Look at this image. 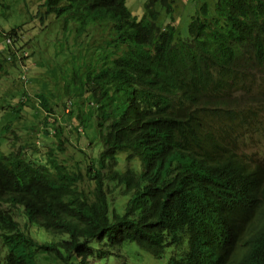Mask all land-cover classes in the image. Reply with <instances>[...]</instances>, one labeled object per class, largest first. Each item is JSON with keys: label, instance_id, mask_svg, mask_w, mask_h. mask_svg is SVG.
<instances>
[{"label": "trees", "instance_id": "trees-1", "mask_svg": "<svg viewBox=\"0 0 264 264\" xmlns=\"http://www.w3.org/2000/svg\"><path fill=\"white\" fill-rule=\"evenodd\" d=\"M180 2L145 0L138 18L125 0H44L3 30L2 61L21 69L23 35L47 27L35 20L94 45L69 81L96 105L93 123L76 119L95 125L100 147L84 173L57 159L59 132H43L58 140L47 158L4 153L24 102L11 106L0 122V264H134L131 244L166 264H264V165L231 140L255 118L240 103L264 93V0H192L185 38ZM38 101L47 127L50 100Z\"/></svg>", "mask_w": 264, "mask_h": 264}, {"label": "rangeland", "instance_id": "rangeland-1", "mask_svg": "<svg viewBox=\"0 0 264 264\" xmlns=\"http://www.w3.org/2000/svg\"><path fill=\"white\" fill-rule=\"evenodd\" d=\"M1 1L4 6L0 5V41H2L0 46H3L5 39L2 34L4 31H7L11 25L26 22L28 15L35 14L38 5H41L44 0ZM144 1L125 0V3L131 13L140 18ZM177 5L174 25H178L180 37L185 38L188 35L189 16L193 14L195 7L192 0H181ZM45 24H47L45 29L34 34L30 30L26 32L27 37L23 35L25 43L21 57L23 70L20 68V63L19 66L15 63H3V56L0 55V63H2L0 69V122L5 119L6 113L11 110V106L16 105L17 100L24 102L19 114L21 119L16 124H11L14 133L6 132L4 136L7 137L4 138L6 145H2L1 151L7 153L11 149L16 151L20 148L28 156L40 159L47 158L46 155L49 154L50 149L54 151V141L58 144V140H54L51 136H44L43 132L47 130L51 135L54 132H59L62 140V156L57 157V159L64 157L70 167H78L81 173H84V165H88L89 161L95 158L100 143L97 142L98 132L95 125L83 127L81 121L76 117L77 113H80V118L87 117L90 119L89 122L93 123L96 105L90 104L91 98L88 93H83L81 97L78 96L74 86L69 81V75L71 64L75 65L74 62L80 58L82 53L91 52L94 45L88 46L87 41L83 40V43H80V46H83L77 47L79 42L73 40L72 34L67 38H62L61 26L54 22L51 17H48L42 24L38 20L34 21V25L38 28ZM7 46L9 45H6L5 48ZM60 46H63L61 51ZM8 49L10 48L5 50L8 52ZM90 52L88 53L91 55ZM90 67L92 68V65ZM20 69L22 71L21 76H24L23 81L18 76ZM25 75H27V80ZM62 86L67 87V93L64 92ZM3 94L7 96H3ZM39 95L50 100L48 102L54 112L45 118L48 125L43 128V119L46 117V113L38 103ZM240 104L247 106L242 107L240 111L244 112L250 108L254 111L255 118L249 127L231 135V140H236L235 152L237 155L245 157L252 156L264 163V109L261 112L260 109L254 107V104H257L258 107L264 108V93L250 96L246 102ZM51 123L54 128L50 127ZM93 137L96 141L92 139ZM54 154H56L55 151ZM125 165L121 161L117 168L124 170ZM130 166L137 169L135 165ZM116 191L120 192L118 188L113 189L109 196L121 205L125 202V198ZM127 250L130 251L129 261L131 263L166 264L165 259H154L148 253L139 250L134 244L127 247ZM113 264L119 263L114 262Z\"/></svg>", "mask_w": 264, "mask_h": 264}, {"label": "clouds", "instance_id": "clouds-1", "mask_svg": "<svg viewBox=\"0 0 264 264\" xmlns=\"http://www.w3.org/2000/svg\"><path fill=\"white\" fill-rule=\"evenodd\" d=\"M235 153H236V152H235ZM237 156H241V157L247 158V157L242 156V155H237ZM260 162L264 165V163H263L262 161H260Z\"/></svg>", "mask_w": 264, "mask_h": 264}]
</instances>
